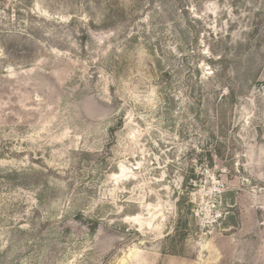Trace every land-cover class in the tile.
Masks as SVG:
<instances>
[{
  "label": "rangeland",
  "instance_id": "1",
  "mask_svg": "<svg viewBox=\"0 0 264 264\" xmlns=\"http://www.w3.org/2000/svg\"><path fill=\"white\" fill-rule=\"evenodd\" d=\"M0 264H264V0H0Z\"/></svg>",
  "mask_w": 264,
  "mask_h": 264
},
{
  "label": "built area",
  "instance_id": "2",
  "mask_svg": "<svg viewBox=\"0 0 264 264\" xmlns=\"http://www.w3.org/2000/svg\"><path fill=\"white\" fill-rule=\"evenodd\" d=\"M196 187H201V190L196 189ZM192 190L190 191L189 201L192 204H197L194 212L196 215H202L206 213L208 218L206 224L213 225L217 223L223 212L221 209V195L224 192V183L218 179L212 168H204L202 172V179L200 178L198 182L192 183ZM207 196H211L210 202L205 203L203 199ZM207 201V200H206ZM202 203L205 205L202 206ZM206 206V207H205Z\"/></svg>",
  "mask_w": 264,
  "mask_h": 264
}]
</instances>
